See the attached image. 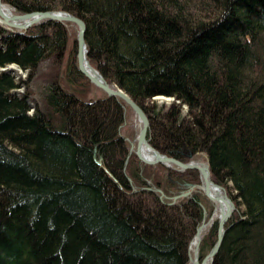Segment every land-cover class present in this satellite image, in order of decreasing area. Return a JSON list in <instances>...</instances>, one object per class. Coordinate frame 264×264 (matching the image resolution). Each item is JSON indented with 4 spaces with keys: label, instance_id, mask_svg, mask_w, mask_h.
Masks as SVG:
<instances>
[{
    "label": "trees",
    "instance_id": "trees-1",
    "mask_svg": "<svg viewBox=\"0 0 264 264\" xmlns=\"http://www.w3.org/2000/svg\"><path fill=\"white\" fill-rule=\"evenodd\" d=\"M1 2L82 20L86 60L142 108L149 144L202 154L232 200L211 264H264V0ZM71 25L0 26V68L25 71L0 70V264H188L210 204L198 189L168 204L149 188L171 196L198 172L128 153L123 102L88 96L99 88L77 70Z\"/></svg>",
    "mask_w": 264,
    "mask_h": 264
},
{
    "label": "water",
    "instance_id": "water-1",
    "mask_svg": "<svg viewBox=\"0 0 264 264\" xmlns=\"http://www.w3.org/2000/svg\"><path fill=\"white\" fill-rule=\"evenodd\" d=\"M6 5L1 2L0 6ZM7 6V5H6ZM55 20L58 22H69L76 27V34H75V42H76V67L77 70L83 74L95 87L99 88L106 96L115 97L123 102L124 105L128 106L132 113L134 114L136 120L138 121V130L135 137V143L129 142L128 152H133V154L143 163L148 165L154 164H161L167 168L175 169L178 171L186 170V169H193L198 172L199 175V184H186V189L178 194L172 195L168 198V204L174 203L177 199L181 197L188 196L190 192L197 188L202 192L204 197L212 202L213 198L211 196V192L215 193L216 190V197L219 201H221L225 206L223 210L217 215L216 222H217V230H216V239L213 243L212 247L209 251L200 259L198 260V244L201 239V229L204 226L203 219L205 216V211H203V217L199 225L195 228L193 237L197 236L198 240L195 244V247L192 251V254L189 253L188 247V258L191 264H204L208 262L211 264V260L216 254L219 245L221 243L222 235H223V225L226 220L229 218L231 212L234 210V204L232 200L227 195L225 189L220 186L219 184L212 181L209 177V170L206 161L204 163L198 162L192 159L191 154L188 152L187 157L189 158L188 161H183L181 159H177L174 157H170L164 154L159 153L156 149H154L148 142L146 137V131L148 128V119L142 110V108L134 102L122 89L119 87L108 84L103 77L88 63L85 57V43L83 39L85 25L82 20L79 18L59 10H51V11H31L25 13H12L8 17H4L0 12V21L7 26L0 25L4 29L14 30V31H21L25 30L28 27L32 26L36 23H41L44 21ZM10 66L18 67L15 64L6 65L3 68H0L1 71H7L12 74L10 70ZM19 68V67H18ZM158 97V96H155ZM140 147H144L146 149V154L141 155L139 153ZM92 157L95 164H101L100 156H97L95 153V149L92 151ZM155 192L158 193V198H164V195L160 189L155 188ZM209 219V218H208ZM212 221L208 224H211ZM207 226V227H208ZM192 237V238H193ZM191 241V240H190Z\"/></svg>",
    "mask_w": 264,
    "mask_h": 264
},
{
    "label": "rangeland",
    "instance_id": "rangeland-1",
    "mask_svg": "<svg viewBox=\"0 0 264 264\" xmlns=\"http://www.w3.org/2000/svg\"><path fill=\"white\" fill-rule=\"evenodd\" d=\"M9 7V6H8ZM10 8V7H9ZM10 10L12 11V13H14V12H16L15 10H12L11 8H10ZM17 13V12H16ZM71 28H72V31H74L75 32V34H76V27L72 24L71 25ZM17 68V72L16 73H14V72H12V74L11 75H13L14 77H15V79L16 78H24V76H25V71H22L20 68H18V67H16ZM9 73V72H8ZM14 73V74H13ZM17 91L16 92H21L22 91V88L21 87H19L18 89H16ZM101 94H102V92L99 90V89H96V88H94L91 92H90V94L88 95L89 97H99V96H101ZM154 99H156V101H157V103H165V104H167V103H169V101H170V99L171 98H168V97H164V96H158V97H154ZM123 108H124V120H123V122H122V124H121V126L119 127V132H120V134L122 135V137L125 139V141L127 142V145L129 146V142H133V145H134V143H135V137H136V133H137V130H138V126H139V124H138V121L136 120V118H135V116H134V114L132 113V111L130 110V108H128V106H126V105H124L123 104ZM128 153H133V152H128ZM192 159L193 160H195V161H198V160H200L202 163H204L205 162V160H204V156L202 155V154H198V155H196V156H194V157H192ZM189 160V159H188ZM145 164V163H144ZM171 169V168H170ZM193 170V169H192ZM199 184V183H198ZM149 189H152V190H154L155 188H153V186H151ZM158 189V188H157ZM195 189H197V188H195ZM155 191V190H154ZM226 191V190H225ZM157 193V192H156ZM163 193V192H162ZM158 194V193H157ZM178 194V193H177ZM164 195V194H163ZM175 195V194H174ZM172 196V195H171ZM204 196V195H203ZM170 196H165L164 195V198H162V199H160V200H165L166 199V201L168 202L169 200H168V198H169ZM206 199V198H205ZM207 200V199H206ZM208 201V200H207ZM208 203L210 204L209 206H211V211H210V214H209V216H207L206 215V213H205V216H204V218L207 220L211 215H212V213H213V210H214V206H213V203L212 202H210V201H208ZM232 213V212H231ZM217 217V216H216ZM216 217L214 216V218H213V220H215L216 219ZM202 220V219H201ZM212 220V221H213ZM201 222V221H200ZM199 225V224H198ZM207 229V228H206ZM206 230H204L203 231V233L205 232ZM202 233V234H203ZM202 236V235H201ZM198 246H199V244H198ZM188 247H189V245H188ZM189 253L191 254V252L189 251ZM198 253V252H197ZM199 259V258H198ZM188 264H191V262H189Z\"/></svg>",
    "mask_w": 264,
    "mask_h": 264
},
{
    "label": "bare ground",
    "instance_id": "bare-ground-1",
    "mask_svg": "<svg viewBox=\"0 0 264 264\" xmlns=\"http://www.w3.org/2000/svg\"><path fill=\"white\" fill-rule=\"evenodd\" d=\"M0 12H1V14H2L4 17H8V16H10V14H12V11H11L10 8H9L8 6H6V5L0 6ZM0 25H2V26H4L5 28H7V26H5L1 21H0ZM7 30H8V29H7ZM9 68H10V70H11L12 72H14V73L17 72V68H16V67H12V66H10ZM14 73H13V74H14ZM15 80H16V79H15ZM16 91H17V90H16ZM146 152H147V151H146V149H145L144 147H140V149H139V153H140L142 156L145 155ZM198 162H201V161L198 160ZM211 196H212V198H213L212 203H213V206H214V210H213L212 216H211L208 220H206L205 218L203 219L204 226H203V228L201 229L200 235H202L203 231L206 230L208 224L210 223V221L213 220L214 216L216 217V216H217V215L223 210V208H224V206H225L221 201H219V200L217 199V197H216V190H215V193H214V192H211ZM197 240H198V237L195 236V237L192 239V241H191V243H190V245H189V251L191 252V254H192V251H193V249H194V247H195V244H196ZM198 260H199V259H198ZM204 264H209V263H208V262H205Z\"/></svg>",
    "mask_w": 264,
    "mask_h": 264
}]
</instances>
